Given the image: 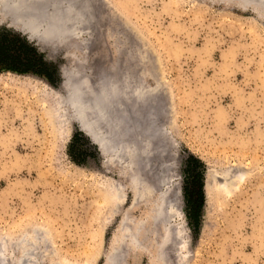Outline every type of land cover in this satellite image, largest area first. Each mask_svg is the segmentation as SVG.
I'll use <instances>...</instances> for the list:
<instances>
[{"label":"rangeland","instance_id":"1","mask_svg":"<svg viewBox=\"0 0 264 264\" xmlns=\"http://www.w3.org/2000/svg\"><path fill=\"white\" fill-rule=\"evenodd\" d=\"M54 1L47 2V12L56 11ZM7 3L0 0V44L11 34L27 42L37 60H31L34 71L20 72L4 67L11 62L0 55V230L31 233L29 223H37V264H111L112 252L116 264H264V5L76 0L70 11L82 15L75 35L42 51L2 7ZM61 69L98 88L116 83L129 142L146 147L142 180L122 174L130 163L105 166L76 121L62 125L70 130L66 139L54 137V114L46 115L68 89ZM25 75L38 81L24 83ZM136 117L154 135L149 141L135 136ZM189 154L204 164L198 233L190 227L183 194L185 182L193 181L184 173ZM114 181L125 194L116 211L107 194ZM129 185L150 191L146 204L131 208ZM164 189L168 199L178 192L179 234L155 220L154 199ZM130 226L138 227V243L127 236Z\"/></svg>","mask_w":264,"mask_h":264},{"label":"bare ground","instance_id":"2","mask_svg":"<svg viewBox=\"0 0 264 264\" xmlns=\"http://www.w3.org/2000/svg\"><path fill=\"white\" fill-rule=\"evenodd\" d=\"M4 1H7L8 2L7 4H9V5L7 6V5L4 4L2 7L6 6L5 9H7L8 12H11L12 15L16 19H18L19 21L22 22V23L20 22L21 24H19L21 30L24 33L28 34L29 37L32 40H35L37 42V45L40 47V50H42V51L46 49L47 45L48 46L52 45L53 41H55L54 39H56L55 34L57 32H58L57 34L61 33L58 30L59 29V27H58L59 25L57 24V22L60 23L62 21V19L64 21V22L63 21L62 22L65 24L63 28L66 29L65 30L66 33L70 34V33L74 32L73 34L75 35L76 22H77V20L80 19L79 13H81V12L80 11L77 12V10L75 12H73V11H70V10L73 8L72 6L75 5L74 3H75L76 0H64L65 4L68 5L67 8L69 7L68 9L65 8V10L67 9L66 13H65V10L60 9V4H59L60 2L59 1H62V0H59L58 4L56 3L58 6L57 5L54 6L55 9H56L55 14L52 15L53 16L52 17L53 21H55L56 23L54 22V24H52L50 26V24H51L50 21H49V23L45 22V25H44L43 28L40 27L38 24H35L34 21H32L33 17H31V16H34V15H37V17L40 16V13H41V12H39L40 9L38 8V10H37V7H35L34 4H33L34 1H37V0H2V2H4ZM64 1H62V2H64ZM241 1L242 2H248V3H261V4L264 5V0H241ZM84 6H86V5H84ZM70 12H73V14L70 13ZM80 15H82V13ZM54 25H56V26H54ZM55 27H58V28H55ZM49 29L52 31L53 35L51 37H44V36H50V35H44L43 36V32H46ZM60 71L62 72V76H63V78L65 80L66 88H68V89H67V92H66L65 95H61V96L58 97L59 98V107L56 109L57 111L55 110L53 112H48V114L46 115L49 118L51 115L54 114V120H55V124H56V125H54V129H53L54 137L56 139H66L67 136H69V133H70L69 131L70 130L67 129V127L64 128L63 126H65L67 123H69V120H68L69 116H67V114H68L67 111H68V108L70 107L72 109V111L74 112L73 114L75 115L74 116V121H76L78 123L79 128L98 147L102 157L104 158V160H103L104 165L105 166H108V165L114 166V161H115L114 158L117 157V154L119 155V150L123 147V140H121L119 142L118 140H120V139L117 138V141L111 142V141H113L112 137H111V140L109 141L107 139L106 133L103 130V126H105V128L108 126L107 125V119H105V118L107 116V113L110 112V111L113 113L115 118H118L124 125V122L127 119L124 121L125 117L122 118L121 116L118 115V112H117V111H123L124 110V108H122L123 107L122 105L124 103L122 102L123 100H121V97H124V96H121L123 94L121 93V95H120V92H119V90L117 88V85L114 82L111 85L109 84L110 86H108V87H107L106 84H104L102 86L98 84L99 85V88H98V87H95L92 84V82L90 83L86 78H84L83 81L80 82L82 84H79V81H80L79 77H77L75 75L77 78L74 79V77L71 78L67 74L69 72L66 71L67 72L66 73L64 69H61ZM25 76L26 77H25L24 83H29L30 84V83H33V82L35 83L36 81H38V79L35 78L34 76H31V75H25ZM47 83L49 84L48 81H47ZM92 86H94V87H92ZM137 89H134L135 90L134 93H133L132 90L131 91L129 90L131 92V95H135ZM142 91H144V90L142 89ZM156 91H159V93L162 92V91H160L158 89ZM141 95H139V96H141ZM130 99H132V98L130 97ZM130 99H128V101ZM67 100H68V102H67ZM130 102H131V100H130ZM119 103L120 104L123 103L122 105H120V108H119L120 110H118V104ZM81 106H83V107L81 108ZM91 108H93L95 110L93 111V110H91ZM87 109L91 110L93 114L91 113V111L89 113V111ZM138 112H136V113H138ZM99 113L102 114L103 123L98 122L94 118ZM140 114H142V113H140ZM124 116H125V111H124ZM141 118H142V116H141ZM133 120H136L134 125H133V128L135 129V127L136 128L139 127L137 130H140L137 135L135 134V136L139 140L141 139L140 142L141 141L143 142L144 140L149 141V139H151V136H154L150 132H148L149 126L147 127L145 125L146 126L145 129H141L142 125L140 126V124L137 123V120H138L137 117H136V119L134 118ZM128 122L130 123V120H128ZM140 122H141V120H140ZM146 123L148 124V122H146ZM126 127L130 128V126H128L127 124H126ZM126 127L124 125V129L129 131V129L128 128L126 129ZM160 128L162 129V131H161L162 135L164 134V136H165V133H164L165 132V130H164L165 128H164V126H162ZM127 136L129 137L130 135H127ZM147 136H148V138H147ZM149 136H150V138H149ZM161 136H160V138L162 139L164 136L163 137H161ZM128 137H126V141H127ZM130 137H133V136H130ZM130 137H129V139H130ZM129 139H128V141L132 140V139H130V140ZM143 143H142V145H139L140 148L137 146L136 143L134 145V142H133V144L128 145L129 146L128 149L130 151V154H131V152H132V154L134 152L135 154L137 153V155H138V153L140 154V152H141V155H143L145 153L144 150L146 149V147L145 148L143 147L141 149V146H143ZM155 148L153 147V150ZM161 148H162L160 150V154L162 156L161 161H163V163H165V161H164V157H165V154H166L165 142L162 144ZM149 150H150V148H149ZM149 150H148V147H147L146 152L147 151L149 152ZM156 150H157V148H156ZM147 156H149V153H147ZM126 158H127V159H125L126 162L130 163L129 164L130 166L127 165V167H133V170H132V172H130L126 168L128 170V172L125 170V171H123L122 174H126L125 177L128 180L130 179V177H129L130 175H132V177L134 179H138V180L141 179L142 180L143 174L139 170L140 166H138V164H137V166L134 167V165H133V157L132 156H129V157L126 156ZM159 160H160V158H159ZM122 161L123 160L121 159L119 161V163L116 162L117 163L116 166L119 165V166H122V168H124L125 166L123 167V165H125L126 162L124 164H122ZM120 163H121V165H120ZM159 178L158 179L160 180V185L165 187V185H167V181H166L167 179L165 177L164 172H162V174H160ZM138 183H139V181L137 182V184ZM135 184H136V182H135ZM142 184L143 183H141V185ZM121 185L119 186L118 182L114 181L113 185L111 184V188L112 187L113 188L110 189L109 193H107L108 194V198H109V200L111 202L109 204L112 205V210L113 211H116L119 208V206L123 204V200H124L123 197H125V194H124V192H122L123 186H121ZM139 185H140V183L138 184V186ZM139 187L137 188V186L133 187L132 185H129L128 189L130 190V192H132V196H133V199H132V202H131V208H135L141 202H143V204H146L147 201H148V198L145 199L146 197H144V196H146L147 194L148 195L151 194V193L149 194L150 191L149 192L147 191L148 192L147 193L146 191L144 192L143 189H141L142 187H144L143 185H142L141 188H139ZM139 189H141L142 191L139 190ZM147 189L148 188H146V190ZM205 189L206 190L208 189V185H206ZM167 190L168 189H166V190L164 189L159 194V196L154 199V204H155L154 210H155V214H156L155 220L158 221V219H159V221L162 224H164L163 225L164 230L168 229V233H170L169 232L170 229H172V228L175 229L176 228L178 230L177 234H179V232L182 231V230L181 231L179 230L180 226H181V222L178 221V219L180 220V218H182V214H181L182 211H181V208H180V202L181 201H180V198L177 197L178 196V192H177L176 195H173L174 197L172 196L173 197L172 199H168L169 197L167 198V196H168L167 194H168L169 191L167 192ZM151 192L153 193V191H151ZM172 218H173V220H174V218L176 219V224L174 223ZM155 220H153V221H155ZM29 226H31V228H32V232L31 233L29 232V230L27 228H21L20 229L19 227L13 228V229H11L9 231L6 230L5 232L0 230V244H1L0 245V264H37V261H36V258H35V256H36V246H37L36 245V241H37V237H38V236L36 237V233L39 234L38 231L36 230V229H38L37 228V223H35V222L29 223ZM139 227H141V226H139ZM136 229L138 230V227ZM136 229H134L132 226H130V229L128 230V234H127L128 238L130 240H132L133 242H137V237H138L137 233H138V231ZM174 229H173V231H174ZM173 235H175L174 232H173ZM177 236L179 237V235H177ZM177 236H174V238L176 237V240H178ZM176 240H175V242H176ZM27 242H29V244ZM177 242L175 244H177ZM178 244H180V242H178ZM181 244H182V241H181ZM180 245H178V248H180L179 247ZM114 254L115 253L112 252V257H110L111 264H113L112 260L114 261V264H116L115 262H118V261H116L117 259H115L116 256L113 257ZM31 257L32 258L34 257V258L31 259V263H29L28 261H29V259Z\"/></svg>","mask_w":264,"mask_h":264},{"label":"trees","instance_id":"3","mask_svg":"<svg viewBox=\"0 0 264 264\" xmlns=\"http://www.w3.org/2000/svg\"><path fill=\"white\" fill-rule=\"evenodd\" d=\"M3 38V44H0V55L7 57L6 61L11 62L4 67L20 72L34 71L31 67V60L37 59L28 43L11 34H6ZM184 165L185 177L193 180L186 181L183 188L186 211L190 227L198 233L204 207V164L200 158L189 154Z\"/></svg>","mask_w":264,"mask_h":264},{"label":"water","instance_id":"4","mask_svg":"<svg viewBox=\"0 0 264 264\" xmlns=\"http://www.w3.org/2000/svg\"><path fill=\"white\" fill-rule=\"evenodd\" d=\"M47 1L48 0H37V1H34V3H33L34 6L37 7V10H38V8L40 9L39 12H41V13H40V16L39 17H37V15L31 16V17H33L32 18V21H34L35 24H38L42 28L44 27L45 22H48L49 23V21H50L51 22L50 26L52 24H54V22H55V21H53V18H52L53 17L52 15L55 14V12H53V11L52 12H47V9H46V4H47L46 2ZM62 21H63V19H62ZM62 21L60 23L57 22V24L59 25L58 26L59 27L58 30L61 32L60 33L61 35L60 34H57L58 32L55 34L56 39H54L55 41H53L52 46H59V44H64L63 42L65 41V38L67 37V33L65 31L66 29L63 28L65 24ZM54 26H56V25H54ZM58 27H55V28H58ZM51 33H52V31L49 29L46 32H43V36L44 35H50V36H44V37H51L53 35V33L52 34ZM84 77L85 76H83V75L80 76L79 84H82L80 82L83 81ZM87 79H90V78H87ZM62 92H65L63 88H62ZM67 102H68V100H67ZM82 107L83 106H81V108ZM68 109H69L68 110L69 112L67 111V113H68L67 116H69V119L68 120H69V123H70V126H71L72 123L74 122V116L75 115L73 114L74 112L72 111V109L70 107ZM91 110L94 111L95 109L91 108ZM91 110H88L89 113H90ZM91 113H92V111H91ZM94 118L98 122L103 123V121H102V114L99 113ZM105 119H107V125L108 126L106 128H105V126H103V130H104V132L107 135V139L110 141L111 140V137H112V140L113 141H111V142L117 141V138L120 139V140H118L119 142L121 140H123V147L119 150V155L117 154V157L114 158L115 159V162L119 163V161L122 159L123 160L122 164H124L126 162L125 159H127L126 156L127 157L132 156L133 157V165H134V167L137 166V164H138V166H141L140 165L141 157H142L141 152H140V154L138 153V155H137V153L135 154L134 152H133V154H132V152L130 154V151L128 149L129 148L128 145H131L132 143L129 142V141H125L127 135L129 134V131L124 129L123 123L118 118H115V116L113 115V113L111 111L107 113V116H106ZM120 165H121V163H120ZM123 167H124V165H123ZM127 169L130 172H132L133 167H127ZM123 170L125 171V169H122V172H123ZM139 170H141V169H139ZM141 173H142V171H141Z\"/></svg>","mask_w":264,"mask_h":264}]
</instances>
